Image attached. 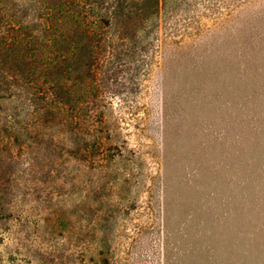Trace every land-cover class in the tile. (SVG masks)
<instances>
[{
    "label": "rangeland",
    "instance_id": "1",
    "mask_svg": "<svg viewBox=\"0 0 264 264\" xmlns=\"http://www.w3.org/2000/svg\"><path fill=\"white\" fill-rule=\"evenodd\" d=\"M146 40L87 95L99 147L12 149L0 264H264V0H173Z\"/></svg>",
    "mask_w": 264,
    "mask_h": 264
},
{
    "label": "trees",
    "instance_id": "2",
    "mask_svg": "<svg viewBox=\"0 0 264 264\" xmlns=\"http://www.w3.org/2000/svg\"><path fill=\"white\" fill-rule=\"evenodd\" d=\"M171 1L0 0V208L18 163L13 148L30 149L26 169L33 172L42 146L50 153L63 143L59 133L83 126L96 135V148L107 139L98 137L94 97L102 63L125 62L152 46L146 37Z\"/></svg>",
    "mask_w": 264,
    "mask_h": 264
}]
</instances>
